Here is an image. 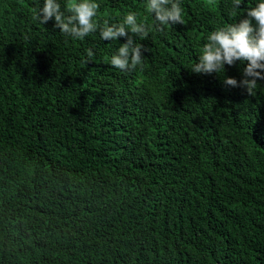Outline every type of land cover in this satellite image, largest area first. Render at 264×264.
I'll use <instances>...</instances> for the list:
<instances>
[{
    "label": "trees",
    "instance_id": "1",
    "mask_svg": "<svg viewBox=\"0 0 264 264\" xmlns=\"http://www.w3.org/2000/svg\"><path fill=\"white\" fill-rule=\"evenodd\" d=\"M97 2L101 24L155 23L146 0ZM42 3L0 0V264H264V80L191 71L256 0H180L132 71L109 64L126 37H67Z\"/></svg>",
    "mask_w": 264,
    "mask_h": 264
},
{
    "label": "clouds",
    "instance_id": "2",
    "mask_svg": "<svg viewBox=\"0 0 264 264\" xmlns=\"http://www.w3.org/2000/svg\"><path fill=\"white\" fill-rule=\"evenodd\" d=\"M243 0H232L233 9H239ZM145 11L152 15L155 23L149 25L138 22L137 14L129 11L122 22L99 23L97 16L100 4L97 0H65L62 7L59 0H43L42 6L33 9L32 18L40 24H46L54 18V27L65 36L83 40L99 31L103 40L116 41L126 37L111 55L109 64L121 71H132L143 66L144 46L134 37L149 38L155 29L164 31L169 25L184 24L183 9L180 0H146ZM246 16L234 23L218 26L209 32L199 51L198 61L191 67L195 73H224L225 65L237 62L246 64L243 79L225 76L223 83L232 87H245L249 95H255L257 81L264 80V0H256L254 6L246 7ZM131 33V35H129ZM94 56L87 50L88 60Z\"/></svg>",
    "mask_w": 264,
    "mask_h": 264
}]
</instances>
